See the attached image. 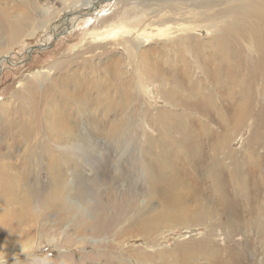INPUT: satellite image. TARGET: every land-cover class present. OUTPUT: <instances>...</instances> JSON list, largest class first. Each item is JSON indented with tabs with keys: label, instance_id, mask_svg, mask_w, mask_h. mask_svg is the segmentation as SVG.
I'll list each match as a JSON object with an SVG mask.
<instances>
[{
	"label": "rangeland",
	"instance_id": "1",
	"mask_svg": "<svg viewBox=\"0 0 264 264\" xmlns=\"http://www.w3.org/2000/svg\"><path fill=\"white\" fill-rule=\"evenodd\" d=\"M190 1L199 0H0V179L7 183L12 175H21L10 164L20 163L30 143L46 142V131H57L58 127L51 124L55 116L69 117L67 125L75 123L70 134L81 144V148L71 147V154L56 151L61 167L49 173L50 153L39 148L40 156L34 155L40 159L38 164L41 163L39 183L51 188L52 211L48 209L42 217L34 219L29 206L28 213L24 212V222L20 223L15 212L22 210L19 195L0 196V226L4 228L0 231V264H264V109H257L264 108V94L253 95L252 112L235 114L237 104L243 100L239 89L226 86L223 72L216 80L206 77L202 63H193L194 58L188 52L191 46L199 47L202 56L207 58L208 66L204 68L210 71L223 57L216 46L221 38L235 46V38L250 37L255 31L253 36L257 35L264 47V33H261L264 32V2L255 7L260 11V18L249 16L247 19L233 7L235 2H225L228 5L220 4L209 11L211 17L201 21L209 24V30L195 31L196 38L181 42L178 37L153 35L137 49V32L146 27L155 30V25H148L149 22L164 14L168 5L180 6ZM23 12L30 19H24ZM18 17L24 28L16 40H11L4 26ZM117 29L116 35H108ZM241 42L238 45L248 53L245 66L254 65L257 51L264 52L249 42ZM138 50L144 53L142 57L138 56ZM180 54L191 67L188 80L177 79L173 74V71L179 73L183 61H177L179 66L175 67L169 63ZM154 60L158 67H154ZM227 67V64L219 66L220 71ZM154 69L163 73H155ZM220 78L222 83L218 81ZM189 85L193 90L188 94L184 89ZM49 86L51 98L42 101L41 95ZM62 91L67 93L64 98L60 96ZM27 96L34 100L29 103L27 99L24 105ZM208 96L219 102V109L205 104ZM80 97L78 104L74 99ZM187 103L193 108L187 109ZM201 108H205L204 114L210 113V120L198 111ZM81 109L86 114L80 118L75 113ZM106 112L108 115L103 117ZM159 114L162 123L158 122ZM114 122L120 124L110 134ZM184 123H188V130H183ZM199 123L207 125L205 132L199 129ZM189 131L196 135L197 141L189 136ZM64 145L67 144L59 143L57 150ZM211 146L217 151L225 178L209 184L203 175L213 165ZM192 148L204 155V162L199 163L195 175L207 185L201 199L193 202L194 215L204 220L203 223L195 219L188 221L191 215H186L187 222L160 233L151 232L147 242L135 238L137 231L125 220L100 235L83 226V217L92 218L93 199L88 197L80 202L74 199L76 173L90 177L99 176L105 170L107 186L102 185L101 190L98 186V191L103 192L106 187V192L119 200L122 193L129 191L132 179L143 182L142 187L146 185L143 170L129 178L120 176L119 172L128 169L135 158H139L140 164H151L150 157L158 155L166 163L175 161L174 166L168 164L174 172L169 175L170 179L192 185L195 177H181L179 162L182 156L191 158L187 153ZM33 180L30 178L29 182ZM140 185L138 190L142 194L136 201L144 211L148 196L145 187L141 190ZM60 186L64 189L60 190ZM194 196L187 193L183 197ZM62 202L64 210L58 208ZM152 204L155 209L160 207L156 199ZM204 207L212 210L211 216L202 215ZM227 208L235 214H230ZM137 210L128 213L132 215ZM144 217L140 212L141 221H147ZM16 223L20 224L17 228L20 232L8 235L5 231L15 229L11 225Z\"/></svg>",
	"mask_w": 264,
	"mask_h": 264
},
{
	"label": "bare ground",
	"instance_id": "2",
	"mask_svg": "<svg viewBox=\"0 0 264 264\" xmlns=\"http://www.w3.org/2000/svg\"><path fill=\"white\" fill-rule=\"evenodd\" d=\"M225 2L226 3L235 2L236 4H234V6L232 4V6L235 9L236 8L238 9V13L241 16H246L247 19H249L250 18L249 16H259V18H260V11L256 10L255 7L262 4L264 2V0H259V1H255V2L253 0H199V1H190V3H183L180 6L179 5L173 6L170 4L165 8L166 10L164 11V14H162L165 16L162 17V15H157L155 18L157 20L153 19L149 22L148 25H152V24L155 25V27H156L155 30H153V29L147 30L146 29L147 27L144 28L142 26L144 29H142L136 33L135 38L137 40V49H140L139 47L141 45H145L146 43H148L153 35H159V36L164 35L165 37H168V38L169 37H178V39L181 42L189 41L193 38H196V35H194L195 31L198 32V31H201L203 29L209 30V24H202L201 23V21L205 20L206 18L211 17V14L209 11L214 10V7H216L220 4L221 5L225 4ZM225 5H228V4H225ZM152 8H153V6H152ZM152 10H154V9H152ZM159 11H161V9L158 10L157 12H159ZM168 12H169V14H167ZM186 15H188L190 18H185ZM261 15H262V13H261ZM145 17H147V16H145ZM23 18L24 19H27V18L30 19V16L28 13H24ZM144 20H146V19H144ZM216 24H217V22H216ZM1 25H2V23L0 22V29L2 27ZM127 25H129V24H127ZM134 25H135V23L132 26L134 27ZM22 26H23V22L19 21V17H18L15 20H10L9 22L7 21L5 23L4 27L7 29L11 40H16L18 38V36L21 34V32L23 31ZM240 26H238V27H240ZM212 27L215 28V25L213 24ZM23 28H24V26H23ZM129 28H130V26H129ZM119 30L121 31L122 27ZM117 32H118V29L116 31H114V30L110 31L108 33V35L112 34L114 36V35H116ZM261 33H264V32H261ZM251 34L252 35L250 37L246 36V35H240L239 38H235L234 39L235 40V42H234L235 46H231V45L227 44V42L225 41L224 38L219 39L218 44L216 45L218 47L217 51H219L220 55L223 57L220 60V64H214V68H212V70H210V71L208 69H206L208 66V64L205 63L207 58H204L202 56L201 49L199 47H196V46H193V47L191 46L188 49V52L194 58V59H192L193 63H195L196 65L199 64V61L202 63L203 70L205 72L206 77L207 76L214 77L216 80L217 78L220 77V74H222V72H223V75L225 74V76H224L225 80H226L225 82H227L226 86L229 88H232V89L236 88V87L239 89L238 92L241 95V98L243 100L237 104L238 106L235 108V111H236L235 114H237V113H241V114L247 113L248 114V113L252 112L251 108L255 104V103L252 104V102H251L252 99L254 98L253 95L255 94V96L257 97V95H260L261 93L264 94V54H259V52L257 51V56H256L257 59L255 61V64L245 66L244 61H245V57L248 56V53L246 52V49L241 47L242 46L241 44H240L241 46L238 45L239 41L242 40V42H244V41L249 42L251 45H254V47H258V50L264 52V47L261 45V41H259V37L257 35L253 36V34H255V31H252ZM97 36H98V34H97ZM102 40H104V39H102ZM131 44H132V42H131ZM131 51H129V52H131ZM181 52H184V51H181ZM134 53H136V52L134 51ZM143 55H144V53L141 54V52H139V50H138V56L142 57ZM177 61H178V63L183 61L184 64L180 63V64H182V69L179 71V73H176L173 71V74H175L174 77L177 79L182 78V79L188 80V73H189V70L191 68L189 63L187 61H184L182 54L177 55V58L175 60L170 61L169 63L173 67L179 66V64L178 65L176 64ZM153 62H154L153 63L154 67H158L155 64L156 60H154ZM233 62H235V63L233 64ZM224 64H227L229 67L224 68L225 69L224 71H220L219 66L224 65ZM204 66L206 68H204ZM207 70H208V72H207ZM153 71L155 73H158V72H160L161 74L163 73V71H159L158 69L157 70L154 69ZM195 80H196V77H195ZM221 80L222 79L220 78L218 81L222 83L223 80L222 81ZM115 87H116V85H115ZM49 88H50V86L47 88L46 92L42 93V95H41V98H43L42 101H46V100L48 101L49 97L51 98L52 93L49 91ZM192 90H193L192 86H190V85L188 87L185 86L184 91L188 92V94ZM116 92H117V90H116ZM61 93H62V95H60L61 97H63V98L66 97L65 94H67V93H65L64 91H62ZM31 97L32 96L24 97V98H26L24 105L27 102V99L30 100L29 103H31V101L34 100ZM81 99H82V97L74 99V100H76L77 103L79 104ZM205 101H206V99H205ZM46 102H44V104H46ZM218 103L219 102L213 101L212 98L210 99V97L208 96L207 97V103H205V104L206 105L209 104L211 109L217 110V109H219ZM33 104H35V103H33ZM24 105L21 104V107L24 108ZM99 105H101V103ZM226 106H229V105L226 104ZM185 107L187 109L193 108L191 106V104H188V103L185 105ZM257 109L262 111L264 108L260 107ZM107 111H109V110H107ZM198 111L203 113V116L206 118V120H208V119L210 120V113L204 114V112L206 111L205 108L204 109L201 108ZM218 113H221V112H218ZM75 114L77 117L80 116V118H81V116H83V114L85 115L86 113H84L83 110L81 109V110L77 111ZM103 115H104L103 117H106L108 115V113L106 112ZM157 116H158L157 117L158 122L162 123L161 114H159ZM187 117H189V116H187ZM60 118H62V119H60ZM66 119H69V117ZM66 119L64 118V115H59L58 117L55 116V120L52 119L51 124H52V127L53 126L58 127L57 131H55V129L52 130L51 132H53L54 134L46 131L45 132L46 133V139H47L46 142L41 141V142L30 143L28 145V148L27 149L25 148L26 150H28V152H27V154H24V157L22 160L20 159L21 160V161H19L20 163H18L16 165L10 164L9 167L17 169V173H19L21 175H17L16 177H14L12 175V178H10V181L7 183H3L2 182L3 180L0 179L1 180L0 181V196H4V195L8 196L11 194H18L19 195L18 196V199L20 201L19 203L22 207V210L25 209V211L21 210L20 213H19L18 209L15 211L18 215L17 220L20 223L24 222L23 221L24 212L28 213L27 208L29 209V206L32 207V209H33V212H30V215H31V217L33 216L32 218H34V219H36V217H38L40 215L42 217V214L44 212L48 211V209H51V211L53 210V206H54L53 202L51 201V199H49L51 188L49 189V186L42 185L41 183H39L38 172H39L41 163L38 164V162H40V159L34 158V155L36 157L40 156L39 148H45V150H47V152L50 153V156H49L50 158H49L48 163H47V165H48L47 173H49V171L53 172L52 170L59 169L61 167L62 162L59 159H57V155L55 154L56 151L57 152L60 151L61 153L63 152L64 154H65V152L67 154H71L72 153V149H70L71 147L76 149L81 145V144H78V140H77V142L74 141L73 140L74 137L71 136V134H70V132L72 130H74V126H75L74 124L75 123L73 125H72V123L71 124L69 123V125H67L66 123H68V122H66L67 121ZM104 120H105V118H104ZM118 121H120V120H118ZM79 122H78L77 127H79V125H80ZM120 122L119 123L114 122V125H112L111 130L109 131L110 134L114 133V131L117 129V126L120 124ZM262 123H263V121H262ZM181 124H183V123H181ZM187 125H188V123H187ZM187 125L184 123L183 130L184 129L188 130ZM205 127H204V124L199 123V129L201 128L203 132H205V130H206ZM195 131H196V127H195ZM195 131H193V132H195ZM77 135H79V134H77ZM189 136L197 141V139H195L196 135L193 133H190V131H189ZM47 142H48V144H47ZM61 142H64L69 146L64 145L61 148V150H57L58 144ZM45 143L47 144V146L43 145ZM53 144H55V146H56L55 148H54ZM212 145L215 146V144H212ZM80 148H81V146H80ZM67 149H69L70 151ZM211 149H212V146H211ZM80 150H79V152H80ZM51 151H53V153ZM202 151H205V149H203ZM212 151H213L212 155H210V157H212L210 160V162H212V164H213L212 168L205 170L206 175H203V177H207L209 179V184L210 183H218L219 181H221L225 178L224 173L221 170V168H222L221 166H223V165H221V163H219V161H218L219 158L216 157L217 151H215V149H212ZM25 153H26V151H25ZM206 153H207V150H206ZM187 155L191 156V158H188L187 156H182V158L179 159V162L182 165V167H181V170H182L181 173L182 174H180V176L183 178L195 177V183H193L192 185H185L180 181H173L172 179H170L169 175L174 173V172L169 170L168 164H171L174 166L175 161L172 163H166L158 155H152V157H150L151 158L150 162H152L151 164H149V163L140 164L139 158H135L132 161V163H130L129 166L127 167L128 169H125V170L119 172L120 176L123 175V176H126V178H129V176H131L132 174H134L135 172H137L139 170H143V173H145L146 185H144L143 187H145L148 197H145V201H146L145 206L147 207V210H144V211L139 208V203L136 201V199L142 194V191L138 190L139 189L138 184H141L140 189L142 190V188H143L142 185L144 184L143 182L138 183L132 179V184H130L131 186H130L129 191L122 193L121 199L118 200L116 198L114 199L113 196H111L108 192H106V187H105V190H103V192L98 191V186L100 188L102 185H106V183H107L106 179H108V177H107V172L105 170H103V172H100L101 174L99 176H98V174L96 175L94 173L95 175L92 174L93 176H90V177H88L87 175L82 174V173H76V176H75L76 181L73 180L74 181V183H73L74 184V186H73V188H74L73 189L74 199L77 202H80V201H83L84 199H89V198L93 199V204L91 203L92 204V207H91L92 210L89 207L90 211H92L91 220L93 222L90 219H87V216H86V218L83 217L82 223L85 222V224L83 226L91 228L94 235H100V234L111 231L115 225H117V224H119L125 220V221L129 222L130 228L137 231L135 238L140 237V238H142V240L147 242L149 240V236H148L149 233L156 232V231L157 232L159 231V233H160V231L162 232L164 229L166 230L169 227L177 226L179 223H182V221L187 222L186 221V215L187 216L191 215L188 217V221H189V219H192V220L195 219L196 222L199 221V222L203 223L204 220H200L201 218H199V216L194 215L193 202L194 203L198 202L201 199V194L204 191L205 186L207 185L206 182L202 183L200 180H198L196 178V175H195L197 169L199 168V163L204 162V159H203L204 155H203V153L201 154L200 151L194 150V148L190 149L189 153H187ZM133 164L135 165L134 168H130ZM216 166L217 167L219 166V167L216 168ZM99 167H100V169L99 168L98 169L101 170V166H99ZM103 167L105 168L106 165H103ZM2 168L3 167H1V169ZM235 171H233V172H235ZM59 172H61V171L59 170ZM102 174H104V175H102ZM235 174H236V172H235ZM58 176H59V174H57V177ZM53 177H54V175H53ZM19 178H22L23 180L19 179ZM30 178H33L34 180L32 182H29ZM57 179H59V178H57ZM1 182H2V184H1ZM61 186H60V190H63L64 188L62 189ZM63 186H65V185L63 184ZM56 187H57V184H56ZM58 188H59V184H58ZM100 190H101V188H100ZM187 193L193 194L195 196L192 198L183 197ZM59 197H61V196H59ZM154 199H156V201H158L160 204L159 205L160 207L157 209H155L154 205L152 204V200H154ZM116 200H118L119 202ZM189 200H192V203H187V201H189ZM141 201L143 202L144 200H141ZM203 201H201L198 204V206L200 208H201V205L203 204ZM63 202L59 203L60 207H58V208L60 210H64L66 208L65 204ZM227 205H228V202H227ZM153 209H155V210H153ZM110 210H112L113 213L110 214ZM130 210H137V211L134 212L132 215H129ZM85 211H87L86 208H85ZM227 211L232 215L235 214L234 210L231 211L230 209L227 208ZM140 212H142L145 215L144 219H147V221H141L142 219L139 218ZM201 212H202V215H205V216L210 215L211 216L212 210L204 207L203 211L201 210ZM88 215H90V214L88 213ZM28 220H30V219H28ZM19 227H20V224H17V223L12 224L11 228H15V229L5 231V232L8 235L11 234V236H12L13 235L12 233L17 232L18 231L17 228H19ZM3 230H4V228L2 226H0V231L3 232ZM187 230H190V229L187 228ZM18 232H20V231H18ZM14 234H16V233H14Z\"/></svg>",
	"mask_w": 264,
	"mask_h": 264
},
{
	"label": "water",
	"instance_id": "3",
	"mask_svg": "<svg viewBox=\"0 0 264 264\" xmlns=\"http://www.w3.org/2000/svg\"><path fill=\"white\" fill-rule=\"evenodd\" d=\"M40 48H42V47H40Z\"/></svg>",
	"mask_w": 264,
	"mask_h": 264
}]
</instances>
